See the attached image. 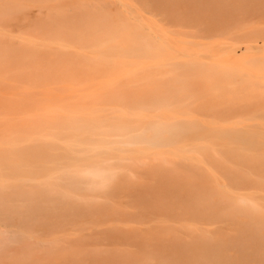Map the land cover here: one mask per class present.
<instances>
[{
    "label": "bare ground",
    "instance_id": "obj_1",
    "mask_svg": "<svg viewBox=\"0 0 264 264\" xmlns=\"http://www.w3.org/2000/svg\"><path fill=\"white\" fill-rule=\"evenodd\" d=\"M223 3L0 0V264H64L56 237L94 225L181 229L143 264H264V132L212 119L239 107L199 101L195 80L227 86L208 45L159 20L182 7L214 30Z\"/></svg>",
    "mask_w": 264,
    "mask_h": 264
},
{
    "label": "rangeland",
    "instance_id": "obj_2",
    "mask_svg": "<svg viewBox=\"0 0 264 264\" xmlns=\"http://www.w3.org/2000/svg\"><path fill=\"white\" fill-rule=\"evenodd\" d=\"M222 2H224V6L222 5L220 11L223 10V13H221V17L219 18H222V14L223 16L225 14L226 17L224 16L223 21L219 19L218 23L215 20L216 24L213 22L214 26H217L213 27L214 30L207 29L206 24L209 20L206 17L200 16L202 20H199L203 22L207 20L205 23L202 22L200 24L194 20L196 18H190V12L187 13L185 10L186 13L184 12L183 14L184 8L182 7L181 12L180 7L176 9L179 15L178 19L181 18L178 24L172 23L170 20L164 18V16H159L160 24L171 33L182 31L185 36H190L193 32L199 41L208 45L207 52L201 51L198 53L200 60L206 63L210 70H212L216 83L227 86L220 88L221 90L223 89L222 92L217 88L221 86L217 85L215 88L217 92L211 93L213 94L211 96L208 91L210 87L208 85L203 87L202 84L204 85V83L202 80H200L202 83L195 80V86L201 92L197 93L199 95L196 94L199 96L198 99L201 102L202 98L203 100L206 98L207 101L209 99V102L217 101L215 103L219 105L220 102L218 101L222 100L223 102L225 100L224 104L225 102L228 104L229 102L230 104L235 102L234 104L239 107L236 108V111L228 110L229 112L220 114L219 117H216V114L212 119L225 121L227 118V121L236 123L238 125L236 127L239 129L254 128L264 132V0H222ZM220 11H218L219 14ZM186 14L189 15L188 18H186ZM231 51L233 56L230 54ZM211 53L219 56L218 60L207 59V55ZM218 65L225 70V75L216 70L219 67ZM191 81L193 82L194 80ZM201 89L204 90L202 91ZM203 92H206L208 95H205L206 93ZM217 94L221 95L220 99L215 98ZM203 95L204 97H202ZM223 95L226 98H223ZM204 102L206 101L204 100ZM198 112H200V114H196L198 118H207L205 112L197 110L196 113ZM258 136L264 137V133ZM142 219H144L142 222H148L151 225V220L149 221L148 218ZM169 224L173 227L178 226V224ZM90 225H93V223ZM144 225L133 222L128 224L120 223V226L123 228ZM197 225L205 232H209L212 228L205 224L197 223ZM99 229L100 227L94 225L80 233H72L70 231V233L57 236L56 238L62 247L61 249L66 253L65 257L59 259V261H67L64 264H78L74 262L76 259L79 260V264H94V262H98V264H133V262L143 264L146 259H149V255L153 259L151 261H155V256L151 255V250L154 253L161 251L156 241L160 239L186 240L185 234L181 229H176L175 235L166 236L165 238L157 236L144 237L140 234L109 236L101 233L102 231ZM144 242L152 244L150 251L143 246ZM4 253L1 252L0 254L4 255ZM167 254L168 252H165V255ZM0 259V261H3L2 257ZM55 260H47L42 264H55Z\"/></svg>",
    "mask_w": 264,
    "mask_h": 264
},
{
    "label": "snow or ice",
    "instance_id": "obj_3",
    "mask_svg": "<svg viewBox=\"0 0 264 264\" xmlns=\"http://www.w3.org/2000/svg\"><path fill=\"white\" fill-rule=\"evenodd\" d=\"M146 264H151V262H146Z\"/></svg>",
    "mask_w": 264,
    "mask_h": 264
}]
</instances>
